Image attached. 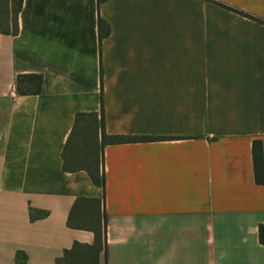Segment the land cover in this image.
<instances>
[{"label": "crops", "instance_id": "0c3cea01", "mask_svg": "<svg viewBox=\"0 0 264 264\" xmlns=\"http://www.w3.org/2000/svg\"><path fill=\"white\" fill-rule=\"evenodd\" d=\"M17 23L0 34V264H264V0H22ZM101 109L107 135L153 137L104 144L103 187L61 158L75 115ZM78 198L100 200L96 248L67 224Z\"/></svg>", "mask_w": 264, "mask_h": 264}, {"label": "trees", "instance_id": "16d2710c", "mask_svg": "<svg viewBox=\"0 0 264 264\" xmlns=\"http://www.w3.org/2000/svg\"><path fill=\"white\" fill-rule=\"evenodd\" d=\"M97 4L104 2L105 0H96ZM22 0H0V34H15L18 30V12L21 8ZM223 6V5H222ZM225 8L233 11H237L231 7L224 6ZM243 14L242 12H239ZM104 21L99 18L98 26L100 27V39L103 35L101 32ZM17 83L19 80L26 79L31 81L32 90L28 91L38 92L41 86V79L37 75H19L17 77ZM136 140H152L153 137H125L107 135L104 131L103 114L102 109L99 114L94 112H81L77 113L74 117V123L65 141L61 158L62 168L66 171L85 170L89 175L91 181L98 186H104V171L101 149L104 144L119 143ZM253 150V172L255 181L261 183L263 181V168L261 161V143L256 140L252 143ZM98 199L90 198H78L74 202L70 209L67 218V224L70 227L90 229L94 234L93 248L100 245L101 238L104 235V213L99 211ZM91 203L97 206V209H93L92 217L90 220L83 221L85 213L79 218L74 215V211L77 206L83 203ZM92 205V206H93ZM85 220V219H84ZM260 236L264 235V228L260 226ZM77 247V244H74ZM69 251H64V255L59 260H66ZM14 264H24V255L22 253L16 254Z\"/></svg>", "mask_w": 264, "mask_h": 264}]
</instances>
